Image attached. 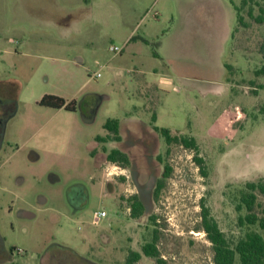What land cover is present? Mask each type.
<instances>
[{
	"label": "rangeland",
	"instance_id": "374dc122",
	"mask_svg": "<svg viewBox=\"0 0 264 264\" xmlns=\"http://www.w3.org/2000/svg\"><path fill=\"white\" fill-rule=\"evenodd\" d=\"M89 1L0 0V82L20 87L19 112L8 121L0 154V264H125L155 230L166 264H215L203 206L232 246L249 231L264 236L258 227L242 226L246 211L237 209L245 184L264 179V75H255L264 65V23L254 19L264 0L247 6L224 0L240 9L246 25L227 18L234 32L222 54L217 7L207 0H183L194 20L164 39L166 54L158 42L174 28L171 16L182 0ZM94 94L109 99L90 125L80 113L39 104L45 95L79 102ZM110 119L126 120L120 138L128 144L136 120L194 137L208 175L195 151L163 145L156 180L165 166L172 173L150 212L132 218L134 183L120 180L121 169L106 162L118 148L115 137L90 152L93 141L106 138ZM131 147L133 160L143 165L138 145ZM78 183L89 198L80 211L70 200ZM258 197L256 213L264 217V196ZM102 210L109 216L96 220ZM101 233L110 237L101 240ZM76 251L93 262H81ZM137 264L158 263L143 255Z\"/></svg>",
	"mask_w": 264,
	"mask_h": 264
},
{
	"label": "trees",
	"instance_id": "16d2710c",
	"mask_svg": "<svg viewBox=\"0 0 264 264\" xmlns=\"http://www.w3.org/2000/svg\"><path fill=\"white\" fill-rule=\"evenodd\" d=\"M252 0H242L243 6L250 4ZM90 3L89 0H86V4ZM261 14L255 17V21L259 24L264 23V9L262 8ZM238 12V22L245 26L244 19L240 16V9L237 8ZM250 16L253 17L250 10ZM261 54L264 59V42L261 46ZM256 76L264 75V65L262 68L255 71ZM14 86V90L12 89ZM5 87V88H3ZM263 88V87H260ZM20 92V87L16 83H6L0 82V101H4L8 96L11 98L12 108L8 113L7 117L4 118V121L7 123L17 112V102L18 94ZM81 101V100H80ZM39 104L43 107L51 109H65L67 111H76L78 108L79 102L76 100L67 101L64 98L54 96V95H45ZM153 122H156V117L153 116ZM104 128L112 134L115 139H119L120 134V122L119 120H108L104 125ZM154 128L160 132L167 140L169 144L171 143H180L186 149H190L196 152L198 156H195V161L202 168V173L204 176H207L208 173L205 171V161L202 157L199 156L200 146L194 137L183 138L178 140L177 138L171 137V131L168 129L160 128L154 126ZM109 137L98 138L101 142H106ZM127 162L125 155L121 154L118 150H113L108 155V161L112 163H118L120 161ZM172 173V168L169 166L166 168L164 173V178L170 177ZM165 186L164 180H161L156 189V199H159L160 192ZM259 195L264 196V179H261L257 182H247L245 187L240 191V204L237 206L239 211L245 210L246 214L240 216L239 222L242 226H251L258 227L264 231V217H259L256 213V209L259 206L258 199ZM143 214V206L138 200H135L133 205V214L134 218L140 217ZM202 227L204 232L207 234L209 241L212 243L215 256V264H264V236L257 231H249L245 234L244 237L240 238L237 243L232 246L230 241L227 239L224 232L220 229L217 221L212 217L209 208L203 206L202 209ZM156 220V217H154ZM159 235L158 231L154 232L152 241L147 242L142 247V252H131L127 257L125 264H137L142 256L149 258H154L157 260L158 264H166L165 261L161 258L160 252L158 250ZM12 251H18L16 248H11Z\"/></svg>",
	"mask_w": 264,
	"mask_h": 264
},
{
	"label": "flooded vegetation",
	"instance_id": "af4514ba",
	"mask_svg": "<svg viewBox=\"0 0 264 264\" xmlns=\"http://www.w3.org/2000/svg\"><path fill=\"white\" fill-rule=\"evenodd\" d=\"M8 97L9 98H7L6 100L0 101V149H1V146L3 144L4 135H5L6 122L4 121V118L7 117L8 113L11 111V108H12L11 107L12 106L11 98H10V96H8ZM99 102H100L99 98H95L93 100V102H90V103H88L86 100L85 101L83 100L82 102H80L79 107H80V110L88 111L91 114V116H94L97 113V110L99 107ZM137 124H140L138 129L131 131V133L129 132L130 135L132 136V139H130V141H128L130 144L127 143L128 138H125V140H121L120 136H122L123 125H122V127L120 125L119 139L114 140L117 142L118 148H114L109 152V153H111L113 150H118L121 154L126 156L127 162H124L121 160L118 163H112V162L108 161L109 153L106 154V160H107L106 162H109L113 165H117L121 169V174L119 176V179L124 180L125 178L128 179L131 177V179L134 183V188L136 191L135 192L132 191V193L128 196V202L130 203V208L128 210L130 211L131 217L134 218L132 216V214H133V205L135 204V200H138L141 203V205L143 206V214L140 217H137L134 219H139L142 216L146 215L148 212H150V208L152 207L153 202H156L159 200V199H156L157 186L161 180H164V182H165V180L168 179L169 177L166 179L164 178V173L166 172V168L168 167V166H165L163 177L156 180V177H155L156 162L157 161L161 162V160H162L160 155L156 156V152L159 151L160 147H162L163 145L164 146H170V145L174 144V143L169 144L167 142L166 138L154 128L155 125L148 126V125L142 123V121H138ZM143 126H145V127L148 126L147 127L148 129L147 130L144 129V131L141 130V127H143ZM139 129H140V131H139ZM170 135H171V137L177 138L178 140H182L183 138H190L189 135L182 134V133H172L171 132ZM162 139H164L165 143H162ZM97 142L100 143L99 140H97ZM175 144L181 145L180 143H175ZM131 145H134V146L138 145L139 150L141 152L140 157L142 156V159L144 161L143 163H141V162H139V163H141L143 165H139V164H137V161L135 162L133 160V158L131 156V150L133 148L131 147ZM156 145H157V147H156ZM181 146H183V145H181ZM124 172H127L129 174V176L126 175ZM121 184L124 185L125 183H121ZM110 185H113V184L110 183L109 187H110ZM125 191L129 192V190L127 188H125ZM72 195L74 198H76V197L79 198L80 193L78 191H74ZM145 195L147 196V200H146ZM154 217H156V216L151 215L149 219L151 221H154ZM131 252H134V251H131ZM73 253H74V255L79 257L81 262H86V263L87 262H90V263L93 262L85 256L79 255L75 252H73ZM130 253L128 254V256L130 255Z\"/></svg>",
	"mask_w": 264,
	"mask_h": 264
},
{
	"label": "crops",
	"instance_id": "0c3cea01",
	"mask_svg": "<svg viewBox=\"0 0 264 264\" xmlns=\"http://www.w3.org/2000/svg\"><path fill=\"white\" fill-rule=\"evenodd\" d=\"M207 1H209V3L212 6L217 7V10H215V13H216V17H217L218 22L220 23V25H216V32L215 33L217 34V38H218V52H219V54H222L223 49H224V44L227 41H229V40H231L233 38V32H234L233 28L230 27L229 21L227 20V18L234 17L236 19V21H237L238 12H237V9L235 7H233V6L230 7L224 0H207ZM192 10L193 9H191V10L189 9L188 5H187V7H186V5L183 6V0H182L180 2V4H179L178 11L171 16V18H172L171 20L173 22L174 28L172 29V27H171L168 31L163 33V35L161 37V40L158 42V49L160 51H162L164 54H166L165 40L170 35H172V33H174V34L178 33L184 27H189L192 24V21L194 20V14H195ZM55 22H56L55 25L59 26L58 28L60 29L61 25L58 22V19L55 20ZM169 60H171V59H169ZM220 71H222L221 68H220ZM6 83H16V82L6 81ZM95 98H99L100 99L99 106H100V104L102 102H104V101L109 99V97H107V96L94 94L93 96H86V97L82 98L81 101H79V104L83 100L84 101L86 100L88 103L93 102V100ZM67 101H69V100H67ZM79 104H78V108H77L76 111L72 112V111H67L65 109H63V110L68 112V113H80L82 115V120L85 122V124H89L90 125V124L95 123L96 120H97V118H96V114L97 113L94 116H91V114L88 111L80 110ZM98 109H99V107H98ZM59 110H62V109H59ZM147 110H148V108H147ZM18 112H19V101L17 102V112H16V114ZM153 116L156 117V122H157L156 113ZM125 121L126 120L119 121L121 127L123 125V122H125ZM136 121H140V120H136ZM7 124H8V122L6 123L5 131H6V128H7ZM155 126H157V125H155ZM172 133H174V132H172ZM109 135H111V134L107 131L106 137L109 136ZM111 136H113V135H111ZM4 147H5V135H4L3 144H2L1 149H0V154L4 150ZM98 147H99V143L97 142V140L93 141L92 144H91L90 152H95V150L98 149ZM33 155H34V157H33ZM33 155H32L33 160L39 159V156L36 153L33 152ZM52 180H54V179H52ZM74 188H75L74 191H78L80 193V196H79V198L76 197V198H74V200H72V199H70V200L75 204V206H76L75 210L76 211H80L81 209L84 208V206L88 202V199H89L88 198V193H87L88 190H87V187L84 184H82V183L76 184L74 186ZM108 216H109V214H108ZM103 236H105L107 238L110 237L109 234H107V233H101L99 239L102 240ZM59 246H61V245H59ZM75 253H77L79 255H82V254L78 253L77 251ZM82 256H84V255H82Z\"/></svg>",
	"mask_w": 264,
	"mask_h": 264
},
{
	"label": "built area",
	"instance_id": "2783aa9c",
	"mask_svg": "<svg viewBox=\"0 0 264 264\" xmlns=\"http://www.w3.org/2000/svg\"><path fill=\"white\" fill-rule=\"evenodd\" d=\"M111 51H113L114 53H122L123 52V48L120 47H111ZM93 78H100L101 77V73H95L93 76ZM108 216V213L106 211H100L97 213V217L96 220H100L101 218H106ZM18 252H22V250L18 249Z\"/></svg>",
	"mask_w": 264,
	"mask_h": 264
}]
</instances>
